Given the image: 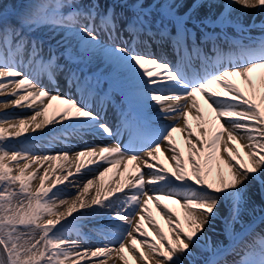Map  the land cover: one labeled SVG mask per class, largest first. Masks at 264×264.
<instances>
[{"label":"snow or ice","instance_id":"1","mask_svg":"<svg viewBox=\"0 0 264 264\" xmlns=\"http://www.w3.org/2000/svg\"><path fill=\"white\" fill-rule=\"evenodd\" d=\"M155 2L163 9L158 17L145 10L144 0H135L137 11L123 28V18L115 6L101 7L100 0H29L19 11L0 10V96L11 97L0 101V108H26L31 113L18 117L5 111L0 115V264H108L109 260L116 264L114 257L130 264L126 251L140 264H228V255L239 257L232 264H264V235L256 233L249 243L246 236L254 229L245 223L246 216L264 213L257 208L253 193L258 185L264 200V39L245 43L225 38L230 48L225 52L218 42L220 34L204 32L201 43L211 41L214 45L211 52L206 51L197 43L196 32L188 27L190 22L199 27L193 16L206 0ZM127 4L128 0H123L121 6ZM186 4L189 6L182 12ZM228 4L264 11V0H228ZM232 15L231 11L221 13L217 20L203 23L222 29L237 27L243 33L245 26L234 21ZM45 29L53 33V38L63 34L57 44L66 51L71 49L69 60L77 67L59 63V55L51 49L45 52V39L39 35ZM122 33L128 34L127 40ZM102 35L112 42L106 43ZM145 36L152 42L159 39L171 43L180 60L173 64L137 51V47L147 46ZM116 40L122 43L116 44ZM94 58L130 72L136 80L134 97L142 95L150 100L159 107L161 117L173 123L157 127L152 142L144 146L135 143L141 129L129 112L122 113V124L133 141L127 148L121 144L91 145L71 155L67 150L50 155L16 147L19 140L14 138L51 124L63 128L66 135H118L87 102L50 90L42 82L46 77L55 84L57 77L65 74L70 83L91 95L79 65L89 64ZM194 60L199 61V70L189 72ZM257 72L259 87L251 78ZM237 76L248 85L249 95L235 83L233 78ZM197 93L203 94L216 119L222 121L219 130L214 131L215 121L205 122ZM54 105L59 120L49 119V109ZM190 117L200 126L198 135ZM177 132L187 133L191 175L175 143ZM233 141H244L241 147L247 150V159ZM221 142L225 155L218 156ZM162 147L171 153V172L158 165ZM85 158L92 159L85 164ZM60 160L74 165L75 172L69 167L66 174L52 180L50 173L54 174L55 168L51 162ZM134 161L138 163L127 181L105 187L104 177L110 171L105 163H123L127 171ZM82 166L83 175L94 174L80 183ZM33 181L38 182L35 188ZM46 181L51 182L46 186ZM93 187L95 193L90 195ZM162 197L180 204L183 222L178 213L161 205ZM150 202L164 215L171 238L152 216ZM222 205H227L224 233L231 237L227 246L213 241L206 231L219 218ZM74 213L81 217L97 213L106 216V242L89 246L84 238L71 239V232L78 231ZM145 220L158 239L149 238L143 229ZM236 225L241 232H236ZM136 234L143 238L138 239Z\"/></svg>","mask_w":264,"mask_h":264},{"label":"bare ground","instance_id":"2","mask_svg":"<svg viewBox=\"0 0 264 264\" xmlns=\"http://www.w3.org/2000/svg\"><path fill=\"white\" fill-rule=\"evenodd\" d=\"M130 1H132V0H128V2H130ZM28 2H29V0H0V10L6 9L8 13H12L14 10L15 11L21 10ZM100 2L102 4H106L110 7L115 6V10L117 12V5L114 4V0H100ZM221 2H222V0H208L204 4V6L196 12V14L200 17H210V16L216 17L217 14L219 13L221 7H222V5L220 4ZM187 5L188 4H186L185 7H187ZM184 8H182L181 10H183ZM232 8L234 9V12L232 10H230L233 13L232 17H236V14L238 13V11L247 9V8H243L242 6H239V5H233ZM242 21H245V20H242ZM39 35L44 37L45 46H46L47 41H52V42L57 43V41L61 40L60 37L63 34L62 33L55 34L56 38H53L52 37L53 33H51L49 30L45 29V30L41 31L39 33ZM102 39L105 40L104 38H102ZM45 52L47 53L46 50H45ZM92 61L96 67V71L100 67H104L102 72H107V71L109 72V70L111 68L116 69V70H120V68H117L114 65H111L110 62L104 60L103 58H99V59L94 58ZM129 74H131V73L129 72ZM82 76H84L83 71L81 72V77ZM251 78L253 80V84L256 85L257 87H259V72L253 73ZM233 79H234L235 83L240 88L244 89L245 92L247 93V95H249L250 89H249L248 85L244 82L243 78L237 76ZM42 82L50 90H53V91L58 90L61 94L67 95L66 92H68V89H66L65 86L62 87V85H64V81L60 80L59 84H57V83L53 84V83H50L47 80V78L45 77L42 80ZM220 91H223V90L220 89ZM225 95H227V94H225ZM5 99H11V97L0 96V101H3ZM256 101H259L258 97L256 98ZM201 106L204 108L205 111L209 112V115H207V117L205 118V122L215 121V124L217 125V127L214 128V130L215 131L219 130L218 125L222 121L216 119V113L213 111L212 108H209L206 105H201ZM60 107H61V109L63 108V106H60ZM5 111L11 116H18V117H23V116L31 114L30 110H28L26 108H16V107L10 106L7 110L0 108V115H3L5 113ZM48 116H49V119H52V120H59L60 119V116L57 113V108L55 105L53 106V108L49 109ZM39 119H42V118H39ZM190 123L192 125L193 131L198 135L200 132V126H199L198 122L196 120L191 119V117H190ZM181 124H182V121H181ZM204 127H208V123H204ZM57 129L64 130L63 128H60L56 124H51V125L46 126L44 129L37 130L35 133H33V132H31V130H29V132L25 133L23 136H21L19 138H14V139H18L19 142H22L23 140L34 142V144L29 145L28 148L33 149L34 151H36L39 154L55 155L57 153H61V152L67 150V151H69V153L71 155L72 152L82 149V148H79L80 146H72L71 148H66V147L63 148L65 143H68V142L74 143V139H72V137H70L71 134L66 135L65 132L59 133L56 131ZM49 134H54V136L52 137V135H50V137L48 138ZM39 135H40L39 139H37V140L32 139L33 137H36ZM186 138H187L186 132H184V133L177 132L174 134L176 146L179 148L180 152L183 153V158H184L185 162H187L189 175H191L192 165L189 162L188 145L185 142ZM225 139H227L226 136H225ZM243 142L244 141H241L240 143H236L235 141L231 142L232 144L235 145V147L239 148L241 155H245V153L247 151L246 149L241 147V144ZM219 149L220 150L218 152V156L225 155V153L223 151V149H224L223 142H221V144L219 145ZM158 155H159L158 165L160 167L167 168L169 170V172L173 171L174 170V163L170 159V155H171L170 151L165 150L162 147V150ZM111 158L112 157H108V159H111ZM116 158H119V157H116ZM89 159H92V158H85V164L88 163ZM95 159L98 160V158H95ZM245 159H247L246 155H245ZM98 162L104 163L102 161H98ZM51 163H52L53 167L55 168V173L54 174L50 173V177L52 180H54L56 175L66 174V170L69 167H71L72 171L75 172V166L69 164L66 161L60 160V161H53ZM137 163L138 162L134 161V162H132V164H129L127 166V171H125V164H123V163L120 165H114V166L108 165L105 163L104 166L108 167L110 169V171L104 177L103 183H104L105 187L106 188L107 187H115L118 183H123V182L127 181L129 179V174L134 171V166ZM214 166H215V162H214ZM33 167H36V166L34 165ZM88 167L95 168L96 166L88 164ZM62 169H63V171H62ZM100 170H102V169H100ZM83 173H84V167L82 166V172H81V174H78L80 183L86 182V180L88 178H92V175L94 174V173H90L87 176H85V175H83ZM225 174L228 175L227 169L225 170ZM214 176H215V172L213 173V177ZM213 177H210L209 179H212ZM70 179H72V178L70 177ZM50 182L51 181H46L45 185L47 186ZM32 185H33V188H35L38 186V182L33 181ZM57 187L62 188L63 185H57ZM197 187H199V186H197ZM258 187L259 186L256 185L253 188L254 201H255V204H256L258 209H264V200L261 199V194L258 191ZM68 191L74 192V189H68ZM125 191H127V188H125ZM94 193H95V187H93V189H90V195H94ZM117 195H120V193H117ZM112 198H114V197H112ZM160 203L162 206L167 205L168 208H171L173 210V212L178 213L180 215L181 221L183 222V220H184L183 209H181L179 203H176L175 200L164 199L163 197L161 198ZM150 207L152 209L151 214L155 218L157 224L161 228H163L165 234H167L169 236V238H171L170 226L166 222L164 215H162L161 211L156 207V204L154 202H150ZM85 211H86L85 209L80 210V212H85ZM73 215L77 216L78 231L71 232V235H70L71 239L84 238L87 240L89 246H96V245H100V244L106 242L104 239L105 225L107 223V217L106 216L101 215L99 213L93 214V215H87V216H83V217H81L79 215V213H74ZM262 215H264V213H262L261 211H257V213L254 216H246L245 217V223L250 224L251 228L254 229V232L252 233V235L246 236L247 241H250L251 238L256 235V233L262 231V228H264V223L261 222V216ZM226 219H227V205H222L220 208L219 218L213 221V225L210 229H206V231H208V235L211 237V239L213 241H218L222 245H225V246L229 245V241L231 239L230 236L226 237V235L224 233ZM57 227H59V226H57ZM185 228H187L186 224H185ZM143 229L149 233V238H151L153 240L158 239L157 237H155L153 226L151 224H149V222L147 220H145L143 223ZM235 230L238 233L241 232L240 225H236ZM78 233H79V235H78ZM136 235H137L138 239L143 238V237H140L139 234H136ZM136 246H137V248L140 247L139 244H137ZM238 251H239V249H238ZM125 255L128 256L130 264H140L139 260L133 259L132 254L130 252L126 251ZM236 257H237V255H228L225 258L229 262V261L234 260ZM114 259L116 260V264H123V262L120 261L118 259V257H114ZM82 264H84V262H82ZM108 264H113L112 260H109Z\"/></svg>","mask_w":264,"mask_h":264},{"label":"rangeland","instance_id":"3","mask_svg":"<svg viewBox=\"0 0 264 264\" xmlns=\"http://www.w3.org/2000/svg\"><path fill=\"white\" fill-rule=\"evenodd\" d=\"M248 242H250V241H248ZM238 258H239V257L237 256L234 260L229 261L228 264H232V262L235 261V260H237Z\"/></svg>","mask_w":264,"mask_h":264}]
</instances>
